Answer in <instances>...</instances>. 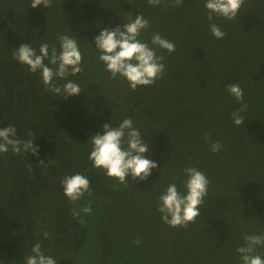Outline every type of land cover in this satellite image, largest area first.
Listing matches in <instances>:
<instances>
[{
  "label": "trees",
  "instance_id": "16d2710c",
  "mask_svg": "<svg viewBox=\"0 0 264 264\" xmlns=\"http://www.w3.org/2000/svg\"><path fill=\"white\" fill-rule=\"evenodd\" d=\"M31 2L0 0V128L14 125L17 138L39 146L38 156L0 153V264H25L37 242L56 264H241L236 249L244 234H264V0H245L233 20L211 21L206 0L176 7L173 0H51L48 8ZM139 14L149 26L138 39L164 57L165 71L132 90L125 78H109L94 38ZM212 23L224 38L213 36ZM155 33L175 51L151 45ZM63 34L77 40L83 57L80 73L54 78L60 86L79 84L81 94L67 99L13 58L25 43L37 55L45 42L59 52ZM229 84L244 93L241 126L232 119L241 104ZM129 117L158 167L146 180L129 176L121 184L92 166L90 139ZM212 142L222 145L219 152ZM186 167L210 183L195 222L171 227L160 219L159 196L170 183L186 191ZM77 173L90 191L72 202L61 181ZM88 204L91 214L80 211ZM254 254L264 259V246Z\"/></svg>",
  "mask_w": 264,
  "mask_h": 264
},
{
  "label": "clouds",
  "instance_id": "9594fccd",
  "mask_svg": "<svg viewBox=\"0 0 264 264\" xmlns=\"http://www.w3.org/2000/svg\"><path fill=\"white\" fill-rule=\"evenodd\" d=\"M245 0H206L204 7L208 12V20L213 16H219L233 20L238 16L241 6ZM149 5L158 6L161 0H148ZM183 0H173L170 7L182 5ZM39 5L51 7V0H32L31 7ZM149 26V21L142 15H136L135 19L116 26L115 28H104L94 38L95 48L99 51L98 59L106 65V71L110 72V79L117 76L127 80L130 88L135 90L138 86H151L159 78L163 77L165 65L163 56H157L155 49L148 43L141 42L138 37L141 31ZM210 31L217 39H222L225 33L221 28L212 23ZM60 42L59 52L55 46L50 47L48 43L39 45L40 55H37L31 44H21L13 51V58L22 65L28 66L32 73L40 72L45 87L67 99L69 96L81 94L79 84L68 80L62 86L53 83L54 78L67 80L69 75L75 76L82 71V53L77 40L63 34L58 37ZM151 45L167 50L169 53L175 51V44L155 33L151 39ZM45 60L48 64H45ZM53 65L55 67H49ZM228 93L240 102L241 107L234 111L232 119L237 126L244 125V117L241 115L247 109L244 101V93L239 84L226 86ZM103 134L91 136V151L89 160L96 169H102L110 178L125 184L126 178L131 177L133 181L146 180L151 175V170L158 167L157 163L148 158L150 152L149 144L141 138L139 129L133 126L132 119L125 118L118 127L104 124ZM17 130L14 125L0 128V153H6L11 148L13 154L31 152L33 156L39 155V146H34L33 140H21L17 138ZM31 136V132L28 133ZM205 139H210L205 133ZM211 151L217 153L222 145L212 142ZM43 160L40 161L42 163ZM162 170V169H161ZM184 173L187 179L184 181L185 192L178 190L175 183H170L163 194L159 196L158 211L160 219L171 227H187L189 223L195 222L200 216V205L204 203L210 181L205 173L195 167H186ZM64 195L72 202L78 201L85 193L90 191V181L82 174L65 176L61 181ZM85 214H91V204L80 209ZM74 215L79 212L73 210ZM47 239L49 234L43 233ZM244 246L238 247L236 251L240 254L241 264H264L260 255L254 254L257 246H264V234H244ZM135 243L139 244L137 240ZM32 254L25 257V264H56L51 256H46L41 250V244L35 243L31 249Z\"/></svg>",
  "mask_w": 264,
  "mask_h": 264
}]
</instances>
